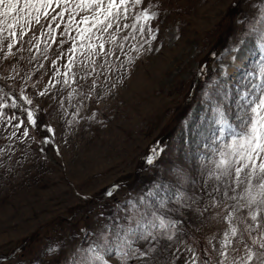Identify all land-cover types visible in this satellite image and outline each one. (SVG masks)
Here are the masks:
<instances>
[{"label": "rangeland", "instance_id": "rangeland-1", "mask_svg": "<svg viewBox=\"0 0 264 264\" xmlns=\"http://www.w3.org/2000/svg\"><path fill=\"white\" fill-rule=\"evenodd\" d=\"M144 9L156 16L144 20ZM262 9L264 0H141L108 32L94 33L91 49L87 40L85 47L72 43L76 24L67 16H41L14 55L4 56L6 44L0 48V264H77L75 249L96 240L108 218L126 222L129 200L179 221L185 243L172 241L175 264L190 255L181 251L186 245L202 257L213 233L219 247L226 224L196 211L213 167L206 160L214 132L202 119L211 116L205 93L234 94L243 74L264 60L250 28L259 27ZM13 114L12 124L23 119L19 130L8 123ZM178 189L201 199L180 208Z\"/></svg>", "mask_w": 264, "mask_h": 264}, {"label": "snow or ice", "instance_id": "snow-or-ice-1", "mask_svg": "<svg viewBox=\"0 0 264 264\" xmlns=\"http://www.w3.org/2000/svg\"><path fill=\"white\" fill-rule=\"evenodd\" d=\"M140 2L141 0H0V48L6 44L8 51L4 56L14 55V45L23 41L25 32L32 27L33 22L38 24L41 16L46 22L49 17L51 21H55L58 17L63 19L67 16L69 21L76 24L77 35L73 37L72 43L79 40L80 46L85 47L83 41L87 40L89 43L86 47L91 49L92 40L97 38L94 33L108 32L114 21H119L122 16L126 18L130 4L138 6ZM53 4L56 9H53ZM155 16L156 13L143 10L144 20ZM137 19H140L139 15ZM257 24L259 27L251 25L250 28L256 34L260 52L264 53V9L261 10ZM116 26L119 27L118 24ZM57 27L60 25L57 24ZM140 30L144 31L143 25ZM148 33L151 37L152 30L149 29ZM100 48L103 49V44ZM69 52L74 53L75 49L71 48ZM52 63L55 64L56 61L53 60ZM217 95L219 99H213L211 94L205 93V108L211 116L202 119L210 120L209 127L214 132L210 146L206 144L212 153L206 160L213 167L208 169L203 178L201 191L206 199L203 207H198L196 211L201 216L210 212L208 219L217 223L224 222L226 227L223 228L219 247L214 244L215 233L207 238L202 257L191 246L186 245L185 249H181L190 254L184 264H264V60L257 63L255 70L243 74L242 86L234 94ZM21 99L26 100L23 96ZM225 104L231 111H225ZM15 106L14 101L13 107ZM3 107L0 104V108ZM24 111L27 112L28 124H35L33 112L28 109ZM15 119L17 118L13 114L8 123L12 124ZM22 123L21 118L12 127L19 130ZM46 130L53 131L50 126H46ZM23 134L28 135L27 128H24ZM15 135L16 132H12V136ZM47 140L48 137H45V142ZM213 178L217 183L209 191V182ZM245 184L246 187H241ZM220 185H223L222 198H219L222 191ZM107 194L111 195L110 192ZM152 194L151 191L148 193ZM188 199L195 203L201 197L197 195L189 198L179 189L176 191L175 203L180 208L192 207L191 203L185 202ZM126 203L129 205L128 214L123 218L126 222L122 223L120 218H108L109 223L99 230L96 240L87 247L75 249L73 256L78 254L77 264H111L109 258H113L116 264H175L178 253L177 250L169 251L172 249V241L178 239L179 244L185 243L177 237L179 221L171 217L165 219L151 204H146L142 210L131 200ZM158 203L163 208L166 198L160 199ZM140 204H145L143 197ZM244 209L247 210L246 215L242 211ZM253 232L256 234L253 235ZM162 241L168 243L162 244ZM138 242H142V246H134ZM241 245L242 253L239 250ZM52 251L53 249H49V252ZM158 252L167 253L171 260L158 259Z\"/></svg>", "mask_w": 264, "mask_h": 264}, {"label": "trees", "instance_id": "trees-1", "mask_svg": "<svg viewBox=\"0 0 264 264\" xmlns=\"http://www.w3.org/2000/svg\"><path fill=\"white\" fill-rule=\"evenodd\" d=\"M154 8L156 9V10H155L156 12L159 11L158 8H156V7H154ZM155 11H154V10H152V11H151V10H148L149 13H156ZM151 158H152V157H151Z\"/></svg>", "mask_w": 264, "mask_h": 264}]
</instances>
